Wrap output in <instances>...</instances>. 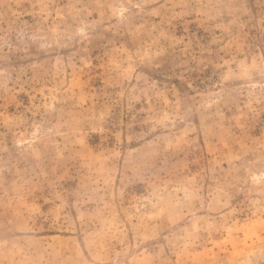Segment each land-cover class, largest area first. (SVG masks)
I'll return each mask as SVG.
<instances>
[{"label":"rangeland","instance_id":"374dc122","mask_svg":"<svg viewBox=\"0 0 264 264\" xmlns=\"http://www.w3.org/2000/svg\"><path fill=\"white\" fill-rule=\"evenodd\" d=\"M0 264H264V0H0Z\"/></svg>","mask_w":264,"mask_h":264}]
</instances>
